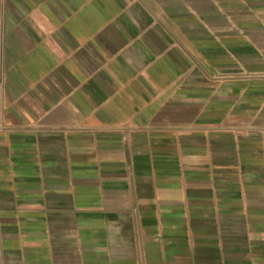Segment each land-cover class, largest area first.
<instances>
[{
    "label": "crops",
    "instance_id": "obj_1",
    "mask_svg": "<svg viewBox=\"0 0 264 264\" xmlns=\"http://www.w3.org/2000/svg\"><path fill=\"white\" fill-rule=\"evenodd\" d=\"M0 264H264V0H0Z\"/></svg>",
    "mask_w": 264,
    "mask_h": 264
},
{
    "label": "rangeland",
    "instance_id": "obj_2",
    "mask_svg": "<svg viewBox=\"0 0 264 264\" xmlns=\"http://www.w3.org/2000/svg\"><path fill=\"white\" fill-rule=\"evenodd\" d=\"M199 43H204L202 41L199 40ZM192 62H195L194 59L192 58ZM182 63V68L183 71L182 73V78L177 81L174 78H170L166 75V82H198L199 86H203L202 88H199V90H204V87L206 86V82H213V83H219L221 84V82H230L234 83V82H254L256 79V75L253 71L252 68L249 67V64H244V68L245 71L243 69H241V67H239L237 64L234 65H230L228 63H219V69L217 71H209L206 69L205 63L202 61V59H200V56L198 55V62H197V68L196 70H194L193 68H190L189 66V60L187 56H183V59L181 61ZM247 66V67H245ZM189 69H192L191 71H189ZM161 73V72H160ZM221 88V85H220ZM235 90H237L238 88H234ZM232 89V91L234 90ZM240 90H242L241 88H239ZM248 91H252L254 89V87L250 86L248 88H246ZM215 94L214 96L216 98H218V96L221 93V90H217L216 85L213 88ZM217 90V91H216ZM231 91V93H232ZM241 100L246 99L247 103L249 104V101H253L252 99H250V95L246 96L243 94H231V102H230V111H235L237 112V110L241 111L244 108H241V104H237L238 103V99L239 98ZM204 98V97H203ZM221 98H218L217 100L219 101ZM246 103V105H248Z\"/></svg>",
    "mask_w": 264,
    "mask_h": 264
}]
</instances>
